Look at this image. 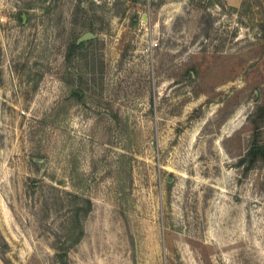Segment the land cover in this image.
Segmentation results:
<instances>
[{
    "label": "rangeland",
    "instance_id": "obj_1",
    "mask_svg": "<svg viewBox=\"0 0 264 264\" xmlns=\"http://www.w3.org/2000/svg\"><path fill=\"white\" fill-rule=\"evenodd\" d=\"M0 264H264V0H0Z\"/></svg>",
    "mask_w": 264,
    "mask_h": 264
},
{
    "label": "trees",
    "instance_id": "obj_2",
    "mask_svg": "<svg viewBox=\"0 0 264 264\" xmlns=\"http://www.w3.org/2000/svg\"><path fill=\"white\" fill-rule=\"evenodd\" d=\"M82 46H83V42H78L77 40L71 42L68 45V56H71L72 54H75L77 52V50L79 48H81ZM259 151H260V147L255 145V144H252L250 149H249V153H250L252 158L255 157L257 155V153H259ZM86 202L88 204V210H89L90 206H91V201H90V199H86ZM78 235H79L78 238L83 235V230L82 229L79 230ZM66 253H67V251L63 250V252L59 253V255L62 256V257H66Z\"/></svg>",
    "mask_w": 264,
    "mask_h": 264
},
{
    "label": "water",
    "instance_id": "obj_3",
    "mask_svg": "<svg viewBox=\"0 0 264 264\" xmlns=\"http://www.w3.org/2000/svg\"><path fill=\"white\" fill-rule=\"evenodd\" d=\"M93 37V34L90 33V32H86L85 34H83L80 38H78V42L81 41V40H84V39H87V38H91Z\"/></svg>",
    "mask_w": 264,
    "mask_h": 264
}]
</instances>
